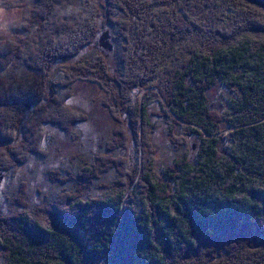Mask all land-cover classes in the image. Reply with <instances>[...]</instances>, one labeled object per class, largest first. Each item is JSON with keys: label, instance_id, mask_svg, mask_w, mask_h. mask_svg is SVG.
I'll return each instance as SVG.
<instances>
[{"label": "trees", "instance_id": "trees-1", "mask_svg": "<svg viewBox=\"0 0 264 264\" xmlns=\"http://www.w3.org/2000/svg\"><path fill=\"white\" fill-rule=\"evenodd\" d=\"M0 6L20 10L11 34L0 33V172L15 174L32 154H47L46 124L79 137L75 125L88 115L67 102L77 78L104 85L101 103L120 125L100 139V149L72 153L74 168L46 170L71 188L30 207L27 181L19 180L9 195L12 209L0 212V264H264V0H0ZM106 24L121 41L115 67L99 50L67 61ZM46 66L64 74L55 85L42 77ZM215 84L225 88L223 110L206 96ZM131 85L163 96H155V113L167 120L169 135L173 126L184 127L181 137L172 135L183 150L162 175L149 92L129 104ZM38 98L46 102L33 108L43 118L32 135L22 118ZM88 189L102 194L86 202L80 195Z\"/></svg>", "mask_w": 264, "mask_h": 264}, {"label": "rangeland", "instance_id": "rangeland-1", "mask_svg": "<svg viewBox=\"0 0 264 264\" xmlns=\"http://www.w3.org/2000/svg\"><path fill=\"white\" fill-rule=\"evenodd\" d=\"M19 16V9H16L14 7L0 6V33L10 35L11 33L9 31V24H11L13 21H16ZM115 33L116 30L114 26L110 24L102 26L99 32L96 34L94 41L91 44L83 47L77 55L68 58L67 61H73L79 57H89L84 55H88L89 53H93L94 51L99 50L106 56L107 62L110 67H115L119 61V42H121L120 37L117 38V36H113L115 35ZM103 35H106V38H102ZM3 42L4 40H0V45ZM102 42L108 43L111 46V49L108 50L105 46L102 45ZM43 62L44 61L42 60L37 61V64L40 63L42 65ZM48 68L49 66L45 67L46 75L43 74L42 77L45 79V83L48 82L49 84L55 85L53 81H57V79L59 77H62V75L64 76V74L52 68L48 71ZM26 71L30 72L29 70ZM2 73L4 75L3 71ZM31 76L32 79L37 78L36 74H32ZM103 86V84H100L96 81H91L86 78L80 77L73 82L72 87H68L72 94L67 99V102L70 105L84 111L88 115L87 120L78 122L75 125L74 129L77 133H79V137L76 139H70L63 133V130L55 126L46 124L45 134L41 142V146L46 148L47 154L45 156L32 154L25 162L19 164L17 172L15 174H11L10 172L7 173L6 171L0 172V212L5 213L12 209V202L10 200L11 196L9 197V195L16 188L20 179H24L27 181V193L30 207L39 203L44 198V196H48L51 198L60 190H62V188L72 187L71 183L69 182L61 184L56 179L51 180L47 175L46 170L48 168L57 167L74 168L76 165L75 161H70L69 159V156L72 153L79 151L88 152L100 149L97 145L100 139L105 138L109 134H112L111 128H119L120 125L118 126L117 121L110 116L107 109L101 103L104 90L106 93V88ZM144 92H149V94L146 96V99L150 107L152 122L155 123V128L152 132V141L157 146V152L155 154V164L158 173L162 175L165 165L170 162L172 157L179 156L181 151L183 150V148L181 150V145L178 144H182L183 141L172 135L181 137V130H184V127L180 129L179 125L177 126V128L173 126L172 131H169L171 135H169L168 129L166 127L168 125L167 120L161 118L160 115L155 113V111H159L157 110L159 109L158 99L161 98L163 101V96L159 93L158 90H155L154 87L139 89L137 85H131L128 90V103L134 104L137 99L140 100ZM223 92H225V88L221 84H215L207 88L206 90V96L213 103L212 106L219 110H223V108L227 106V102H225V99L223 97ZM155 96L158 97V99ZM38 99L39 100H35L36 103L31 105V109L27 112L26 115L24 114L22 118V125L24 130L27 126L30 130L33 129L32 135L33 132H37V128H39L37 127V124L39 123L40 119L43 118L41 116H34L33 108L38 106L39 103L41 104L43 102H46L42 100L43 98ZM116 104H118V102H116ZM110 108L114 112L112 105L110 106ZM114 113L116 114V112ZM141 125L142 124L137 121L136 131L139 139L142 131ZM174 139H176V142L174 141ZM172 140L173 143H171ZM190 140L191 142H194L195 146L198 145L199 140L196 138V136H190ZM129 153L131 162L137 159V154L134 146H130ZM113 173L114 171L112 170L104 174L101 180L108 181L112 176L111 174ZM97 194H102V190L88 189L84 193H81L80 196L85 198V201L87 202L89 200L93 201L95 199H98V197L96 196L100 195ZM241 234L238 241L242 242ZM217 246L218 244H213L211 248H215L214 250L217 251L219 249V247ZM232 250H236V247H233Z\"/></svg>", "mask_w": 264, "mask_h": 264}, {"label": "bare ground", "instance_id": "bare-ground-1", "mask_svg": "<svg viewBox=\"0 0 264 264\" xmlns=\"http://www.w3.org/2000/svg\"><path fill=\"white\" fill-rule=\"evenodd\" d=\"M12 24V23H11ZM18 50V49H17ZM27 51V50H26ZM19 53V52H18ZM20 54V53H19ZM26 55V54H25ZM25 58V57H24ZM18 59V58H17ZM35 61V60H34ZM16 62V61H15ZM25 63V62H24ZM11 65V64H10ZM154 66V65H153ZM13 67V66H12ZM11 67V68H12ZM17 69V68H16ZM14 73V72H13ZM13 73H11V75L13 74ZM18 75V74H17ZM25 75V74H24ZM9 76H10V74H9ZM38 76V75H37ZM78 76V75H77ZM36 77V76H35ZM19 78V77H18ZM25 78V77H24ZM48 78V77H47ZM143 78V77H142ZM22 79V78H21ZM65 80V79H64ZM162 81H164V80H162ZM18 83V82H17ZM53 86V85H52ZM53 89V88H52ZM161 89V88H160ZM163 89V88H162ZM64 90V89H63ZM60 91V90H59ZM63 92V91H62ZM10 164V163H9ZM15 166V165H14ZM73 183V182H72ZM100 187V186H99Z\"/></svg>", "mask_w": 264, "mask_h": 264}, {"label": "water", "instance_id": "water-1", "mask_svg": "<svg viewBox=\"0 0 264 264\" xmlns=\"http://www.w3.org/2000/svg\"><path fill=\"white\" fill-rule=\"evenodd\" d=\"M102 37H103V38H104V37L106 38V35H105V36H102ZM102 45L105 46L108 50L111 49V46H110L108 43H106V42H103Z\"/></svg>", "mask_w": 264, "mask_h": 264}]
</instances>
